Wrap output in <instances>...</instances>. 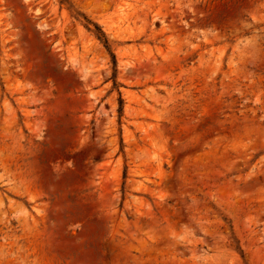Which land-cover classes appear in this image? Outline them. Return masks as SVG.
Segmentation results:
<instances>
[{
    "label": "rangeland",
    "instance_id": "1",
    "mask_svg": "<svg viewBox=\"0 0 264 264\" xmlns=\"http://www.w3.org/2000/svg\"><path fill=\"white\" fill-rule=\"evenodd\" d=\"M0 264H264V0H0Z\"/></svg>",
    "mask_w": 264,
    "mask_h": 264
},
{
    "label": "trees",
    "instance_id": "2",
    "mask_svg": "<svg viewBox=\"0 0 264 264\" xmlns=\"http://www.w3.org/2000/svg\"><path fill=\"white\" fill-rule=\"evenodd\" d=\"M85 22H86V28L87 30L89 31V26H93L94 27V34L96 36V38L102 42V44L104 45L105 49L108 51L111 59H112V63H113V68L115 69V57L114 55L112 54V52L110 51V48L108 46V41L105 37V35L102 33V31L100 30V28L97 26V25H94L93 23H91L90 21L86 20L85 19Z\"/></svg>",
    "mask_w": 264,
    "mask_h": 264
}]
</instances>
